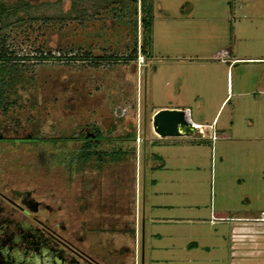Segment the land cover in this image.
<instances>
[{
	"label": "rangeland",
	"instance_id": "obj_1",
	"mask_svg": "<svg viewBox=\"0 0 264 264\" xmlns=\"http://www.w3.org/2000/svg\"><path fill=\"white\" fill-rule=\"evenodd\" d=\"M0 3L8 11L0 25V49L31 59L17 62L20 86L5 89L2 127L30 125L35 136L57 140L79 127H96L102 139L94 152L104 161L83 168L127 180L129 187L133 178L136 207H146L145 216L177 219L165 231L156 229L162 224L146 223V242L157 230L164 236L150 237L152 245L166 254L208 253L223 257L220 264H264V97L227 95L217 110L210 92L229 94L226 84L231 87L235 73L193 59L220 47L264 57V0H150V57L140 52L141 0ZM83 55L90 59L69 60ZM101 56L119 59L94 65L92 58ZM242 70L252 80L258 74L262 86L264 66ZM175 106L188 107L194 121L196 113L207 121L216 112L218 137L211 141L210 132H203L200 138L197 131L194 137L158 138L151 128L153 113ZM231 121L230 139L220 138ZM132 134L142 141L136 144ZM56 145L0 143L2 193L47 190L46 180L62 173L52 165L62 157ZM77 148L65 145L72 153ZM47 156L50 166L35 165ZM147 258L145 252L144 264Z\"/></svg>",
	"mask_w": 264,
	"mask_h": 264
},
{
	"label": "flooded vegetation",
	"instance_id": "obj_2",
	"mask_svg": "<svg viewBox=\"0 0 264 264\" xmlns=\"http://www.w3.org/2000/svg\"><path fill=\"white\" fill-rule=\"evenodd\" d=\"M25 126L0 125V143L36 147L50 144L39 139H55L35 136L31 126ZM21 133L25 136H17ZM96 141V128L84 126L51 143L59 146L62 156L52 165L62 173L46 180L47 190H10L9 195L0 190V264H137L141 260L133 178L129 187L127 180L105 179L104 174L83 168L92 160L103 164L94 152ZM66 144L78 148L72 153ZM86 153H90L87 158L82 156ZM50 159L47 156L35 165L50 166ZM99 233L106 239L97 251ZM122 240L130 241L131 247L112 249L115 241Z\"/></svg>",
	"mask_w": 264,
	"mask_h": 264
},
{
	"label": "crops",
	"instance_id": "obj_3",
	"mask_svg": "<svg viewBox=\"0 0 264 264\" xmlns=\"http://www.w3.org/2000/svg\"><path fill=\"white\" fill-rule=\"evenodd\" d=\"M195 58H193L196 61H208L211 60V62H215L217 63L221 68H224L225 73H229L234 71L235 73V80L232 82L231 80V87L227 88L228 83L226 84V93L228 92L229 94H224L221 95L220 93H218V88H216L215 90L212 89V91L210 92V96H212L211 101H213L216 104V109L218 110L221 105L223 104V102L225 101L227 95H231V97L236 96V97H246V96H261L264 97V82L262 84V86H259L257 75L256 78L254 80H252L251 76L248 75L242 70V68H244L245 66H251V68H255V69H262L264 66V57L263 56H239L236 52L227 49L226 47H220L217 48L215 51H212L211 53H209L208 55L204 54L202 56H194ZM192 59V60H193ZM204 102V100H201ZM168 109H180L182 110L183 108H179V107H165ZM185 109L189 110V119L191 121V123L193 125H201L204 126V128L202 129L203 132H211V130L213 129L214 131H216V124H217V120L215 121V114L212 116V118L207 121H202L201 119H203V116L201 114L196 113V117L198 120L194 121L192 120V115H191V111L188 107H186ZM258 116V114H257ZM232 121L229 122V125L223 129H221V131H223V135L219 136L220 138H227L230 139L231 137V133H232ZM181 137H190V136H181ZM191 137H194L193 135ZM218 137V135H217ZM168 138V137H167ZM156 158V157H155ZM160 161V160H158ZM154 181H151V184ZM145 210L146 207H142L140 208L139 206L136 207V230H137V236H138V253L140 252L139 256L141 258L140 261L137 262V264H144V257H145V252H147L148 254V262L149 264H152L153 261H156L157 259H161L162 261H168L171 262L172 264H220V260L223 257L220 256H210L208 253L205 254H191V253H182V256H177L175 253H171V251H169L168 254L164 253V251H161L163 248H161V246H156L153 247L152 242L150 239V237H155V238H159V240H161V238H163V233L161 232H157L156 231H150L148 233V242H146L145 239V234H144V229H145V225L146 223L148 224H162V225H158L159 227H157L156 229H160V228H164L163 231H165L166 229L170 228V226L173 225V221H177V219L172 218V217H158L156 215H146L145 216ZM147 211L152 212V206L147 208ZM164 224V225H163ZM161 226V227H160ZM99 239L96 240L95 242V249L98 251V249H100L101 247H103L105 245L104 241L106 239L105 234L99 233ZM173 237V236H172ZM175 239V238H173ZM168 241H173L171 236L168 238ZM129 247H131V242L130 241H126L124 242L123 240L120 242L115 241V243H113L112 245V249H119V247L123 246V245H127ZM161 244V243H160ZM193 242L189 243L188 246H192ZM197 245V244H196ZM192 246V247H196ZM165 249V248H164ZM183 248H181L180 250L182 251ZM120 250V249H119ZM194 251H197L198 249H193ZM176 249H173L172 252H175ZM157 253H159L161 256H159ZM98 257L102 258V252L99 251V253L97 252ZM158 256V257H157ZM130 260V259H129ZM223 262V261H222Z\"/></svg>",
	"mask_w": 264,
	"mask_h": 264
},
{
	"label": "trees",
	"instance_id": "obj_4",
	"mask_svg": "<svg viewBox=\"0 0 264 264\" xmlns=\"http://www.w3.org/2000/svg\"><path fill=\"white\" fill-rule=\"evenodd\" d=\"M136 2V0H133ZM141 16L139 18L140 22V27L142 29V42H141V49L140 52L143 55V57H150V47H151V27H152V8L150 4V0H147L145 3V0H141ZM8 11L7 8L0 3V25H2V17L7 16ZM2 39L0 38V46L2 43ZM133 55L135 54V51H132ZM130 56V55H129ZM129 56L122 57L123 60H128L130 59ZM32 58V57H31ZM36 58V57H35ZM36 59H41V57H37ZM87 55H83L81 57H70L69 60H89ZM119 58H113L112 56L110 57H93L92 60L96 61L94 65L97 64L98 61L100 60H105V61H114L118 60ZM26 60H31L28 57H18L11 55L10 53H7L5 50L0 49V106L2 105V100L5 99V94L8 92V90H5L6 88H12L15 89L14 87L20 86V77L17 75L18 73L17 70L19 68V63L17 62H25ZM12 86V87H11ZM14 93V90L12 91ZM4 109V108H3ZM96 128V127H95ZM97 132V143L102 139L101 134L96 128ZM130 136V135H128ZM132 140L134 138V135L132 134ZM71 138H68V140ZM39 141H43L45 143L50 142L54 143L57 142L58 140L55 139H39ZM114 157H118L117 152H114ZM90 155V153L83 154L82 156L87 158ZM100 157L99 155H97Z\"/></svg>",
	"mask_w": 264,
	"mask_h": 264
},
{
	"label": "water",
	"instance_id": "obj_5",
	"mask_svg": "<svg viewBox=\"0 0 264 264\" xmlns=\"http://www.w3.org/2000/svg\"><path fill=\"white\" fill-rule=\"evenodd\" d=\"M151 128L158 138L192 136L195 128L187 120L184 110L160 109L151 117ZM264 220V213L261 215Z\"/></svg>",
	"mask_w": 264,
	"mask_h": 264
},
{
	"label": "built area",
	"instance_id": "obj_6",
	"mask_svg": "<svg viewBox=\"0 0 264 264\" xmlns=\"http://www.w3.org/2000/svg\"><path fill=\"white\" fill-rule=\"evenodd\" d=\"M184 112H185V116H186L187 120L190 121V119H189V110L188 109H185ZM190 123H191V121H190ZM193 127L195 128V131L196 132L197 131L199 132L197 134V136L200 137V138H203V136H204L203 134L204 133H203L202 129L204 128V126H201V125H193ZM207 137H208V139H210L211 141H213V140H215L217 138V135L215 134V131L212 129L211 132H210V134L207 135ZM141 141H142V139L141 138L139 139L136 136V134H135L134 142H136V144H137V143H139Z\"/></svg>",
	"mask_w": 264,
	"mask_h": 264
},
{
	"label": "clouds",
	"instance_id": "obj_7",
	"mask_svg": "<svg viewBox=\"0 0 264 264\" xmlns=\"http://www.w3.org/2000/svg\"><path fill=\"white\" fill-rule=\"evenodd\" d=\"M196 132V131H195Z\"/></svg>",
	"mask_w": 264,
	"mask_h": 264
}]
</instances>
